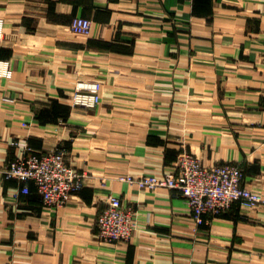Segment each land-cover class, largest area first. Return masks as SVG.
<instances>
[{"label": "crops", "instance_id": "crops-1", "mask_svg": "<svg viewBox=\"0 0 264 264\" xmlns=\"http://www.w3.org/2000/svg\"><path fill=\"white\" fill-rule=\"evenodd\" d=\"M94 80L100 101L71 106ZM57 146L80 191L46 206L30 183L14 199L3 166ZM183 148L264 194V0H0V264H264V207L196 226L175 191L118 179L169 171ZM109 194L135 211L126 241L96 236Z\"/></svg>", "mask_w": 264, "mask_h": 264}, {"label": "built area", "instance_id": "built-area-1", "mask_svg": "<svg viewBox=\"0 0 264 264\" xmlns=\"http://www.w3.org/2000/svg\"><path fill=\"white\" fill-rule=\"evenodd\" d=\"M91 29L92 22L87 17L76 16L70 23L71 32L79 37H89ZM1 73L9 77L12 71L5 66ZM77 84L70 96L71 106L93 107L100 101L99 80ZM17 144V140L11 142ZM66 153L62 146L45 152L25 147L21 155L9 160L1 171L5 180L15 179L21 184L18 192L13 193L14 199L19 193H28L30 183L46 206H61L79 192L86 174L67 160ZM118 179L139 188L175 191L185 198L196 226L208 223L212 216L227 211L235 203L250 209L264 207V194L244 183V172L239 165L230 162L206 165L184 148L169 171L138 176L123 174ZM106 202L95 220L96 236L106 242L128 240L136 228L135 211L124 206L116 194H109Z\"/></svg>", "mask_w": 264, "mask_h": 264}]
</instances>
